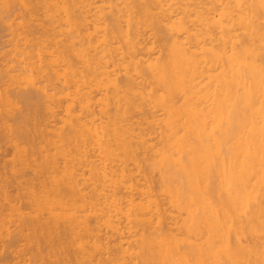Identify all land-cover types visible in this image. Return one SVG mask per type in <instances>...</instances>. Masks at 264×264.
<instances>
[{"label":"bare ground","instance_id":"obj_1","mask_svg":"<svg viewBox=\"0 0 264 264\" xmlns=\"http://www.w3.org/2000/svg\"><path fill=\"white\" fill-rule=\"evenodd\" d=\"M2 22L0 264H264V0Z\"/></svg>","mask_w":264,"mask_h":264},{"label":"rangeland","instance_id":"obj_2","mask_svg":"<svg viewBox=\"0 0 264 264\" xmlns=\"http://www.w3.org/2000/svg\"><path fill=\"white\" fill-rule=\"evenodd\" d=\"M1 24V23H0ZM4 24V22H2V24L0 25V44L2 45V48H0V51H1V53H0V59H5L6 57H5V51H7V48L10 46V44L8 45V43H9V36H8V33L7 32H10V29L8 28V27H6L5 26V24ZM2 25H3V27H2ZM8 28V29H7ZM8 30V31H7ZM7 34V35H6ZM11 37V36H10ZM5 43H7L6 45H5ZM0 45V46H1ZM5 45V46H4ZM11 47V46H10ZM9 47V48H10ZM8 48V49H9ZM4 50V51H3ZM7 53V52H6ZM2 55H4V56H2ZM5 57V58H4ZM1 62H3V60H1ZM0 62V63H1ZM5 62V61H4ZM0 68H2V67H0ZM0 77H1V75H0ZM0 80H2V78L0 79ZM2 82V81H1ZM22 104H23V102H21V107H22ZM25 107V106H24ZM24 107H22V108H24ZM0 150H1V152H4V150H5V152L4 153H6V154H8L10 151H11V148H9V146H4V149H3V147L2 148H0ZM7 151V152H6ZM0 152V154H2V155H4L3 153H1ZM12 152V151H11ZM10 152V153H11ZM2 155H0L1 157H2ZM9 156V155H8ZM5 157V156H4ZM7 158V157H6ZM2 159V158H1Z\"/></svg>","mask_w":264,"mask_h":264}]
</instances>
